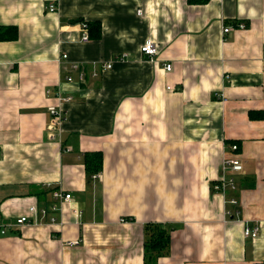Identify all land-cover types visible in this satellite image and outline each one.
I'll return each instance as SVG.
<instances>
[{"label":"crops","instance_id":"0c3cea01","mask_svg":"<svg viewBox=\"0 0 264 264\" xmlns=\"http://www.w3.org/2000/svg\"><path fill=\"white\" fill-rule=\"evenodd\" d=\"M0 27L17 30L0 38V224L49 206L51 188L71 195L62 224L0 234V264H145V223L170 231L155 264L264 263V0H0ZM58 93L71 100L50 139ZM233 144L237 205L212 189Z\"/></svg>","mask_w":264,"mask_h":264},{"label":"built area","instance_id":"2783aa9c","mask_svg":"<svg viewBox=\"0 0 264 264\" xmlns=\"http://www.w3.org/2000/svg\"><path fill=\"white\" fill-rule=\"evenodd\" d=\"M47 9L49 11H54L56 9V6L54 3H50L47 5ZM137 12L139 14L141 13V11H139V10ZM237 27L243 28L244 24L239 23V24H237ZM230 30H231V27H228V26L223 28V32H225V33L229 32ZM82 36H83L82 37L83 40L88 39V32L86 30V23L84 24V30H83ZM262 47L264 48V39L262 41ZM140 51H141L142 55H145L146 57L151 59L158 52L157 44L151 39H146L141 44ZM123 57H124V55L115 56L111 61H109V63L103 64L102 68L103 69L111 68L112 67V61H114V60L115 61H123V59H124ZM61 59H67V54L64 53L61 56ZM70 67H71V69H74V70L79 69L78 78H79V80L84 79L85 73L82 69H80V66L78 63L72 62ZM164 68L166 71H170L172 68V65L170 63H166ZM65 79L68 81H71L72 76L67 75V76H65ZM47 92H49V91H47ZM58 99L61 100V102H60L61 104L59 106L48 107V111L50 114V120H49V123L47 125V137L50 139H53L56 136V134L60 131L62 122L65 120V114H64V110L62 108V103L66 102V101H70L71 97L70 96H63V95H60V93H58ZM237 150H238L237 145L233 144L231 146V153L227 156L226 155L223 156L221 164H220V174L212 185V189L214 192L221 193V194L225 195V192L227 190H235L236 189V182H235L233 174L241 171L243 168L241 159L237 155ZM95 176H98V174L94 173L93 177H95ZM51 197H52V203L49 206L42 207L39 209V208H37L36 205H31L28 208L29 212L19 216L16 219V223L0 224V234H4L7 230H9L10 228L17 226V225L36 224L39 221L38 215H40L42 218H44V217L49 216V214H50L49 224H55V223L62 224V222H61L62 220H58L56 217V213L59 209L58 204H60L61 202L69 201L71 198V195H70V193L62 191L61 188L55 187V188H51ZM224 200L227 204L237 205V200L233 197L227 198L225 195ZM74 212H77V211L74 210ZM233 214L238 216L239 210L235 209ZM259 229H260L259 223H257V222H253L252 224L248 223L244 226L243 234L245 237L255 239V238H257V236L259 234ZM79 242L80 241H78V240L69 241L68 244L70 246H73V245H78Z\"/></svg>","mask_w":264,"mask_h":264},{"label":"trees","instance_id":"16d2710c","mask_svg":"<svg viewBox=\"0 0 264 264\" xmlns=\"http://www.w3.org/2000/svg\"><path fill=\"white\" fill-rule=\"evenodd\" d=\"M190 3H205L208 0H188ZM89 23H86V30L89 34ZM11 32V37L16 36V27H0V38H8V33ZM89 36V35H88ZM252 113V112H251ZM250 113V115H252ZM101 153H85L84 165L91 177L92 174L99 172L101 168ZM144 263L155 264V260L168 252L170 231L166 224L161 223H145L144 227ZM253 264H264L261 262H255Z\"/></svg>","mask_w":264,"mask_h":264}]
</instances>
